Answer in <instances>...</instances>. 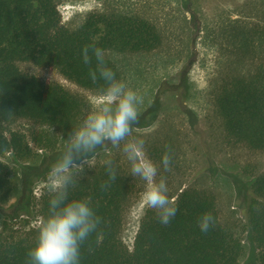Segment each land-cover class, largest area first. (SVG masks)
<instances>
[{"label": "trees", "instance_id": "trees-1", "mask_svg": "<svg viewBox=\"0 0 264 264\" xmlns=\"http://www.w3.org/2000/svg\"><path fill=\"white\" fill-rule=\"evenodd\" d=\"M61 0H0V203L10 199L15 176L2 159L27 162L43 155V163L58 155L59 143L84 119L90 108L83 95L61 84L51 86L35 75L21 71L19 63L52 68L59 65L62 78L78 88L98 94L105 82L89 77L95 68L92 57L85 65L82 49L94 44L105 52V63L116 79H121L110 54L149 53L162 46L157 27L149 20L126 14L92 13L75 28L61 23L57 5ZM228 62L219 73L213 91V106L225 145L264 153V47L256 28H232ZM91 55V52H90ZM11 111L12 117L5 118ZM23 124L26 132L14 129ZM147 156L157 165V180L170 177L175 166L174 144L168 136L154 133L140 137ZM172 156L170 171L162 165V155ZM42 153V154H38ZM112 159L116 180L109 182L104 160ZM249 201L245 209L249 240L259 250L264 264V172L251 175ZM69 188V200L90 198V206L100 217L96 231L80 246L79 264H239L243 244L238 226L221 220L215 194L188 185L173 198L177 211L165 226L156 210L144 211L133 240L132 251L121 241L125 217L142 192L145 182L131 173L121 151H112L101 163L85 168ZM109 182L106 190L101 185ZM167 185V182H166ZM50 193L40 197L39 216L48 215ZM173 198V199H172ZM29 197L15 204L14 212H26ZM211 213L215 224L204 233L198 226L202 214ZM40 223V220H39ZM6 223H3L5 231ZM39 226V225H38ZM37 229L21 236H0V264H27Z\"/></svg>", "mask_w": 264, "mask_h": 264}, {"label": "rangeland", "instance_id": "rangeland-1", "mask_svg": "<svg viewBox=\"0 0 264 264\" xmlns=\"http://www.w3.org/2000/svg\"><path fill=\"white\" fill-rule=\"evenodd\" d=\"M57 9L61 23L71 28L78 27L92 13L136 15L157 27L162 37L159 49L110 54L121 73L120 81L144 98L138 106L139 122L129 139L154 133L170 137L176 147L175 166L166 182L173 198L188 185L211 190L221 220L238 226L243 244L239 264H259L260 252L249 240L244 214L249 201L247 184L251 175L264 172V153L225 145L212 95L219 73L229 61V37L234 35L236 24L256 28L264 44V0H61ZM18 67L44 82L51 69L31 63H19ZM59 84L87 98L88 112L91 110L98 94L64 78ZM14 129L27 130L23 124ZM58 146L59 153L63 143ZM117 150L121 151L111 145L98 150L84 169L101 163L109 152ZM2 160L15 176L10 199L0 203V236H21L39 225L40 197L49 193L48 173L53 160L48 158L43 163V155L20 163L9 155ZM144 189L145 185L124 220L121 241L126 247L132 243L144 213L140 203ZM25 197H29L26 212H14L17 201Z\"/></svg>", "mask_w": 264, "mask_h": 264}, {"label": "clouds", "instance_id": "clouds-1", "mask_svg": "<svg viewBox=\"0 0 264 264\" xmlns=\"http://www.w3.org/2000/svg\"><path fill=\"white\" fill-rule=\"evenodd\" d=\"M91 52V55H90ZM92 57L95 68H89L93 82L99 78L105 82L98 93L91 110L68 134L62 150L50 165L48 173L49 199L48 215L41 217L34 247L28 253L27 264H79L80 246L96 231L101 220L90 206V198L69 200V188L75 185V177L83 175V165L100 149L108 145L121 149L130 163L133 176L145 182L140 197L142 209L156 210L158 220L167 226L175 216L177 207L167 195L168 188L164 177L157 180V165L147 156L145 141L132 135L133 126L139 122L138 106L144 98L123 81L117 80L115 73L105 63V52L94 44L85 45L82 58L90 65ZM62 72L59 65L53 66L47 75V82L53 86L59 83ZM6 119L13 115L5 114ZM110 156L111 153L109 152ZM172 156L169 151L162 155L165 171H170ZM109 182L115 181L116 171L112 159L104 160ZM109 182L101 185L106 190ZM215 224L212 214H202L198 226L206 233Z\"/></svg>", "mask_w": 264, "mask_h": 264}, {"label": "built area", "instance_id": "built-area-1", "mask_svg": "<svg viewBox=\"0 0 264 264\" xmlns=\"http://www.w3.org/2000/svg\"><path fill=\"white\" fill-rule=\"evenodd\" d=\"M135 234H136V232H135ZM134 237H135V236H134ZM134 237H133V240H134ZM132 248H133V241H132V243H131L130 245L127 246V249H128L129 251H132Z\"/></svg>", "mask_w": 264, "mask_h": 264}]
</instances>
